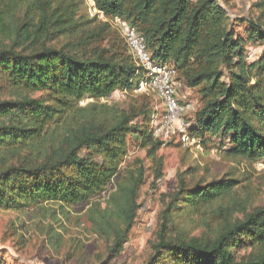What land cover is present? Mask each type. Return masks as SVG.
I'll return each mask as SVG.
<instances>
[{"label":"trees","instance_id":"1","mask_svg":"<svg viewBox=\"0 0 264 264\" xmlns=\"http://www.w3.org/2000/svg\"><path fill=\"white\" fill-rule=\"evenodd\" d=\"M20 1L0 0V208L91 201L119 175L132 139L143 142L161 171V142L145 124L134 123L147 111L80 107L88 97L99 102L133 90L142 79L127 42L104 45L108 23L81 30L92 22H78V6L70 0H35L21 19ZM92 1L108 20L129 22L156 60L173 67L189 88L200 89L192 137L232 134V154L264 161V50L253 64L238 59L243 44L217 0ZM256 26L250 38L264 44L263 26ZM144 172L127 167L108 207L96 208V233L112 240L113 257L123 251L136 221ZM236 184H187L180 178L161 214L152 264H264V208L237 222L219 208L214 214H222L224 228L207 240L171 237L181 209H211ZM242 240L257 248L247 260H237L234 252Z\"/></svg>","mask_w":264,"mask_h":264},{"label":"rangeland","instance_id":"2","mask_svg":"<svg viewBox=\"0 0 264 264\" xmlns=\"http://www.w3.org/2000/svg\"><path fill=\"white\" fill-rule=\"evenodd\" d=\"M34 1H20L23 8L20 19L27 6ZM217 1L228 13L234 34L239 35L243 44V52L238 59L248 64L257 62L264 44L250 37L257 32V24H261L264 30V0ZM70 2L78 6V22H92L89 26L80 27L81 30L102 28L108 23L111 31L104 45L122 41L127 46L117 20H108L99 13L93 1ZM141 81L142 79L133 90L118 91L107 100L97 102L92 98H85L80 102V107L105 105L113 111L112 114L132 109L147 111V115L137 118L134 123L145 124L143 128L148 130L155 141L161 142L158 158L163 160V169L158 171L159 160L154 161L149 157L148 149L143 148L142 141L132 139L119 175L105 192L91 201L73 207L46 203L23 210L0 208V264H152L153 246L161 224V214L177 192L180 178L187 184L198 181L218 182L223 179L235 180L237 184L230 196L216 201L211 209L200 213L181 209L175 216L176 229L171 235L173 239L207 240L219 234L218 231H222L225 225L222 214H214L219 208L232 212L230 222L242 221L248 214L264 208V161L252 163L232 154V134L222 132L215 136L207 135L203 140L194 137L196 143L189 146L185 145L183 135L179 132L157 135L153 118L163 112V106L153 89L141 88ZM176 81L181 104L189 105L186 107L189 112L183 115V119L190 126L186 135L191 136L193 111L201 104L200 89L189 88L181 77H177ZM145 116L149 118L147 123H143ZM129 166L142 167L145 171L138 201L139 209L123 251L113 257L109 253L112 240L96 233V208L104 210L108 207L111 196L117 190V182ZM255 250L256 247L242 240L234 252L237 260H247Z\"/></svg>","mask_w":264,"mask_h":264},{"label":"built area","instance_id":"3","mask_svg":"<svg viewBox=\"0 0 264 264\" xmlns=\"http://www.w3.org/2000/svg\"><path fill=\"white\" fill-rule=\"evenodd\" d=\"M89 1L92 2V0ZM116 20L125 36L131 54L137 65L143 71L141 88L145 89L148 87L153 89L161 100L163 112L153 118V126L156 128V134L164 135L166 133L174 134L179 132L183 135L182 139L185 145L195 144L196 139L186 135V131L190 126L189 123L184 121L183 115L189 112L186 110V107L189 105L184 106L180 102L176 70L153 57L152 53L147 49L145 38L138 33L135 27L122 19L118 18Z\"/></svg>","mask_w":264,"mask_h":264}]
</instances>
